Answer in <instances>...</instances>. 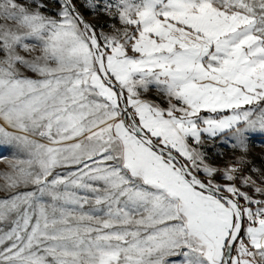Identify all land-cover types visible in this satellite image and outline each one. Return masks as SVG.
<instances>
[{"label": "snow or ice", "instance_id": "obj_1", "mask_svg": "<svg viewBox=\"0 0 264 264\" xmlns=\"http://www.w3.org/2000/svg\"><path fill=\"white\" fill-rule=\"evenodd\" d=\"M255 131L264 0H0V264H264Z\"/></svg>", "mask_w": 264, "mask_h": 264}, {"label": "rangeland", "instance_id": "obj_2", "mask_svg": "<svg viewBox=\"0 0 264 264\" xmlns=\"http://www.w3.org/2000/svg\"><path fill=\"white\" fill-rule=\"evenodd\" d=\"M89 19H93L91 15L88 16ZM229 141L221 139L215 142V145L212 147V152H223L227 155H231L232 149L228 146ZM249 146H250V158L256 163L257 166L264 164V132L255 131L249 137ZM5 154L8 152L5 150ZM222 163V161H220ZM5 167L3 164H0V168Z\"/></svg>", "mask_w": 264, "mask_h": 264}]
</instances>
